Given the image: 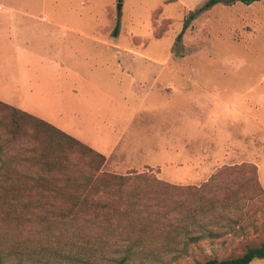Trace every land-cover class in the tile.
Here are the masks:
<instances>
[{
    "label": "rangeland",
    "instance_id": "1",
    "mask_svg": "<svg viewBox=\"0 0 264 264\" xmlns=\"http://www.w3.org/2000/svg\"><path fill=\"white\" fill-rule=\"evenodd\" d=\"M208 1L0 0L2 97L104 154L107 172L153 170L200 187L223 167L252 164L264 191V0L204 8ZM189 140L208 164L183 157ZM240 172L221 176L220 186L246 190ZM242 212L228 235L172 264L263 242L264 195ZM20 259L5 254L0 264Z\"/></svg>",
    "mask_w": 264,
    "mask_h": 264
},
{
    "label": "trees",
    "instance_id": "2",
    "mask_svg": "<svg viewBox=\"0 0 264 264\" xmlns=\"http://www.w3.org/2000/svg\"><path fill=\"white\" fill-rule=\"evenodd\" d=\"M259 1L209 0L204 8ZM106 163L82 141L0 101V256L17 255L19 264H172L191 246L228 235L244 206L264 195L252 164L223 167L196 187L153 170L110 173ZM238 172L247 175L246 190L220 186L221 176ZM256 259H264V241L197 264Z\"/></svg>",
    "mask_w": 264,
    "mask_h": 264
},
{
    "label": "crops",
    "instance_id": "3",
    "mask_svg": "<svg viewBox=\"0 0 264 264\" xmlns=\"http://www.w3.org/2000/svg\"><path fill=\"white\" fill-rule=\"evenodd\" d=\"M112 35V37L114 38V39H116V35L117 34H115V33H112L111 34ZM109 47H111V48H113V49H116L114 46H112V44L110 43V45H109ZM0 50H2L1 48H0ZM119 58H120V55H119ZM126 66L125 65V63H122V66ZM6 73V71H5V67H4V64H2L1 62H0V77L1 76H3L4 74ZM121 83V82H120ZM76 84L77 83H75V84H73L72 85V89H71V93L73 94V95H78V93L80 92V87H79V85H78V87L76 86ZM23 85H25V83L23 84ZM23 85H17V91H18V93L20 92H22L21 91V89L20 88H22L23 87ZM120 86H122L121 84H119ZM130 85H132L134 88H136V90L139 88V85H138V83H137V81H133L132 80V82H131V84ZM82 88V87H81ZM6 91V89H4V87H0V101H3V102H5V101H7V99L6 98H4V97H2V96H4L5 94H4V92ZM83 91V90H82ZM21 95V94H20ZM22 99V98H21ZM21 109V108H20ZM23 110V109H22ZM29 113V112H28ZM193 134H196V128H194V131H193ZM185 135H186V137H189V135H190V132H188V131H186L185 132ZM194 141H196V139L194 138ZM191 141L189 140V141H187L186 143H185V145H184V147H183V150H182V153H183V157H185V158H190V159H198V160H206V163L208 164V162L209 161H211V160H208V157H207V151H203L204 149H203V146L201 145V144H199L198 146H199V148L197 149V145L196 146H194L193 147V151H194V153H192L191 152V148L189 149V147H188V145L187 144H189ZM89 146V145H88ZM202 146V147H201ZM94 149V148H93ZM203 149V150H202ZM213 151V150H212ZM211 151V152H212ZM210 153V152H209ZM210 155V157H212V158H214V157H216L217 155H216V153L215 152H212L211 154H209ZM182 157V158H183ZM218 157V156H217ZM225 157L226 158H229V155H225ZM230 164V163H229ZM144 166H148V165H144ZM152 168H155V167H152Z\"/></svg>",
    "mask_w": 264,
    "mask_h": 264
},
{
    "label": "water",
    "instance_id": "4",
    "mask_svg": "<svg viewBox=\"0 0 264 264\" xmlns=\"http://www.w3.org/2000/svg\"><path fill=\"white\" fill-rule=\"evenodd\" d=\"M120 7V6H119Z\"/></svg>",
    "mask_w": 264,
    "mask_h": 264
}]
</instances>
